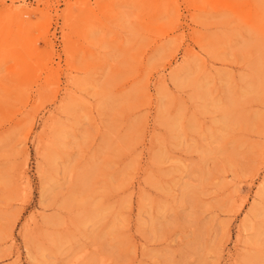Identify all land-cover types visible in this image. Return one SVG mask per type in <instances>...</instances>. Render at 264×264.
Here are the masks:
<instances>
[{
  "label": "rangeland",
  "instance_id": "374dc122",
  "mask_svg": "<svg viewBox=\"0 0 264 264\" xmlns=\"http://www.w3.org/2000/svg\"><path fill=\"white\" fill-rule=\"evenodd\" d=\"M0 264H264V0H0Z\"/></svg>",
  "mask_w": 264,
  "mask_h": 264
},
{
  "label": "bare ground",
  "instance_id": "6f19581e",
  "mask_svg": "<svg viewBox=\"0 0 264 264\" xmlns=\"http://www.w3.org/2000/svg\"><path fill=\"white\" fill-rule=\"evenodd\" d=\"M14 2V1H13ZM15 3V2H14ZM14 3H12V4H10V5H8V9L11 11V12H13V13H15V14H17V15H19L20 17H19V19L21 20V23L23 22V23H28V19L30 18H28L27 20H25V18L23 17V15H25V13H29V10H28V8H26V7H24L23 5H20V6H17V5H15ZM14 17V16H13ZM258 19V18H257ZM29 21H30V19H29ZM22 23V24H23ZM24 24V30H25V25ZM16 25V24H15ZM18 25H19V23H18ZM28 25V24H27ZM255 25V24H254ZM31 26V25H30ZM254 27V26H253ZM14 28V27H13ZM14 30V29H13ZM23 30V29H22ZM50 43V42H49ZM51 44V43H50ZM52 52V51H51Z\"/></svg>",
  "mask_w": 264,
  "mask_h": 264
}]
</instances>
